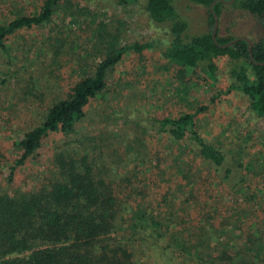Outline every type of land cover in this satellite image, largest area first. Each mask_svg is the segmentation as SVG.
<instances>
[{"label":"rangeland","instance_id":"1","mask_svg":"<svg viewBox=\"0 0 264 264\" xmlns=\"http://www.w3.org/2000/svg\"><path fill=\"white\" fill-rule=\"evenodd\" d=\"M68 1L72 19L61 4L47 23L17 28L5 39L8 54L0 53V149L5 157L1 177L19 154L13 141L38 123L45 108L64 97L70 86L110 51L114 43L109 36L116 35V45L147 41L150 45L140 51L126 49L121 54L106 73L105 89L86 105L76 131L45 137L39 155L17 167L14 183L27 187L38 179L47 180L54 145L61 148L64 142L79 145L78 152L95 155V163L104 166L102 171L114 184L120 182L122 174L146 169L148 161L155 163L154 154L160 156L155 170H164L167 174L161 176L170 178L172 141L156 131L157 121L190 112L199 133L221 148L236 178L244 179L236 187L225 182L221 185L211 167L186 149L185 157L195 165L189 172L191 177L210 171L207 177L196 178L198 188H207L210 194L204 201L209 224L203 220L198 228L202 210L197 206L203 205V193L195 203L187 200L191 218L181 217L193 241L188 255L174 250L166 236L144 233L126 238L132 260L134 264H197L193 250H200L210 254L205 259L207 264H264V116L251 110L248 96L240 89H227L232 82L230 60L225 55L215 57L211 75L200 65L180 68L168 61L162 52L170 39L169 25L154 22L143 0L128 4L116 0ZM41 2L0 0V22L20 13H36ZM173 5L186 21L184 33L208 29L207 6L189 0H173ZM218 8L217 36L244 35L252 42L263 35L264 16L248 13L235 0L220 1ZM143 156L149 158L145 164L140 163ZM175 177L171 176L173 180ZM142 183L148 192L141 199L145 204L158 196L160 182L145 179ZM171 192L172 200H183L180 190L172 188ZM178 206L185 203L178 202ZM198 235H202L200 243ZM248 237L253 240L248 242ZM219 250H227L231 261L219 260Z\"/></svg>","mask_w":264,"mask_h":264},{"label":"trees","instance_id":"2","mask_svg":"<svg viewBox=\"0 0 264 264\" xmlns=\"http://www.w3.org/2000/svg\"><path fill=\"white\" fill-rule=\"evenodd\" d=\"M136 1L116 0L118 4ZM189 1L207 6L206 31L184 33L186 21L179 16L173 0H143V7L154 22H167L169 25L170 39L163 56L180 68L200 65L201 70L211 75L215 69V57L225 55L230 60L229 75L232 77L227 89H240L248 96L251 110L264 116L262 36L251 42L250 57L244 39L220 45L236 36L219 37L215 34V41L211 38L212 15L208 8L211 0ZM235 2L248 13L264 16V0ZM61 4L68 11V14L64 11L65 15H70L72 19L73 10L68 0H42L36 13H20L5 23L0 22V53L4 56L8 54L5 43L8 34L17 28L47 23ZM219 4V0L212 4L217 15ZM108 38L114 43L110 51L79 77L64 97L49 104L38 123L24 130L21 137L13 141L19 154L13 158L4 177L1 176L5 157L0 149V264H134L126 238L135 234L141 237L144 233L152 237L166 236L174 250L186 256L193 249L189 245L193 241L188 238L190 233L187 232L186 221L181 219L183 215L191 218L188 202L205 193L200 196L203 205L197 206L199 211L202 210L198 224L203 220L208 222L206 214L210 217L209 209L204 208L207 206L204 201L210 194L207 188H198L199 180H196L197 177H207L210 171L191 177L189 172L195 165L185 157L186 149L211 167L213 174L222 180L221 185L225 182L230 187H236L244 179L243 176L236 178L231 166L225 162L221 148L199 133L193 114L181 112L157 121L156 131L172 141L170 178L161 176L164 170H155L160 156L152 154L155 163L148 161L146 169L122 174L120 182L114 184L102 171L104 166L99 167L95 163V155L88 151L78 152L79 145H65L64 142L61 148L58 144L54 145L51 173L47 180L38 179L27 187L14 183L17 167L39 155L45 137L76 131V124L84 117L86 105L105 89L106 73L121 54L126 49L140 51L150 45L147 41L116 45V35ZM145 160H149L148 156H143L140 163L145 164ZM174 174L176 177L173 180L171 176ZM145 179L150 183L160 182V195L155 194L156 198L151 197L144 204L141 199L148 195L142 183ZM172 188L180 190L183 200L169 197ZM178 202L185 203V206H178ZM201 227L202 224L198 226ZM201 236L198 235V242ZM250 240L248 237V242ZM193 251L197 254V264H207L205 259L210 254ZM240 256L243 260L244 257ZM217 257L231 261L227 250H219Z\"/></svg>","mask_w":264,"mask_h":264},{"label":"water","instance_id":"3","mask_svg":"<svg viewBox=\"0 0 264 264\" xmlns=\"http://www.w3.org/2000/svg\"><path fill=\"white\" fill-rule=\"evenodd\" d=\"M213 2H214V0H212L209 3L208 8L211 11V15H212V24H211L210 35H211V38L215 41V34H216L217 19L218 18H217V14L212 9V3ZM236 39H244L246 41V46H247V50H248V56L250 57L251 56V53H250L251 40L247 36L239 35V36H236V37H233V38L229 39L228 41H226L224 43H220V45L229 44V43L233 42ZM262 45H263V48H264V35L262 37Z\"/></svg>","mask_w":264,"mask_h":264},{"label":"flooded vegetation","instance_id":"4","mask_svg":"<svg viewBox=\"0 0 264 264\" xmlns=\"http://www.w3.org/2000/svg\"><path fill=\"white\" fill-rule=\"evenodd\" d=\"M211 1H212V0H211ZM215 1H216V0H214V2H215ZM219 1L230 3V2H232L233 0H219ZM214 2H213V3H214ZM213 3H212V4H213ZM263 35H264V33H263ZM263 35H262V37H263ZM238 36H239V35H238ZM243 36H244V35H243Z\"/></svg>","mask_w":264,"mask_h":264}]
</instances>
